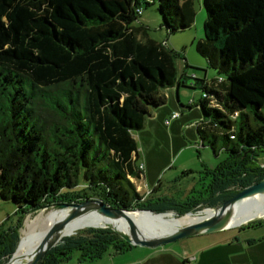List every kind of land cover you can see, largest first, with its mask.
Segmentation results:
<instances>
[{"label": "trees", "instance_id": "trees-1", "mask_svg": "<svg viewBox=\"0 0 264 264\" xmlns=\"http://www.w3.org/2000/svg\"><path fill=\"white\" fill-rule=\"evenodd\" d=\"M155 1L0 0V195L17 205L19 217L89 198L182 216L222 204L264 178L258 157L264 152V0H204V38L196 47L222 76L199 80L197 134L227 158L200 171L201 189L188 201L137 191L131 177L140 179L143 169L134 133L167 103L164 89L177 83L183 55L140 22L138 8ZM195 3L158 1L169 34L193 26ZM20 226L0 228V264L18 248ZM134 246L112 228L88 226L37 264H61L76 251L78 260H92Z\"/></svg>", "mask_w": 264, "mask_h": 264}, {"label": "crops", "instance_id": "crops-1", "mask_svg": "<svg viewBox=\"0 0 264 264\" xmlns=\"http://www.w3.org/2000/svg\"><path fill=\"white\" fill-rule=\"evenodd\" d=\"M201 9L203 11L202 7ZM185 62L186 68L206 66L197 59L191 63L188 60ZM186 68L178 63L177 83L164 89L167 103L153 111L144 129L138 131L137 137L134 133L139 144L136 162L137 165L143 164L144 168L140 179H131L135 182L137 191L149 199L158 197L154 194L163 181L168 185L180 186L178 192L195 190L200 171L217 165L215 158H208L206 151L204 153L207 157L199 159L183 156L185 149L191 151L188 147L192 146V142L199 144L200 141L197 123L203 117L198 105L202 94L193 89L200 87L199 80L213 81L210 80L212 75L208 69L202 76L201 73L191 72ZM175 112L180 113L176 118L172 116ZM182 176L192 177L194 180L182 184L179 181ZM146 188L147 192H143ZM173 195L171 196L175 197L177 194ZM177 198L180 199L178 196ZM254 226L245 228L241 234L219 236L223 231L203 233L164 247L138 245L121 253L110 251L92 260H78L77 256L61 264H264V226Z\"/></svg>", "mask_w": 264, "mask_h": 264}, {"label": "water", "instance_id": "water-1", "mask_svg": "<svg viewBox=\"0 0 264 264\" xmlns=\"http://www.w3.org/2000/svg\"><path fill=\"white\" fill-rule=\"evenodd\" d=\"M264 192V178H261L252 184L247 185L238 192L234 193L227 201L220 203L219 205L212 208H204L196 212H187V213H198L205 210H211L210 213H203L198 216L193 222L179 225L177 228H169L163 226L156 219L162 218V215L159 213L161 211H153L148 209H126L119 208L117 206L110 205L104 198H94L87 199L85 201L76 203H62L57 202L52 205H46L42 207H59L62 208V214L58 215L53 221L47 231L42 235L39 243L35 246L30 257H28L26 264H37L42 257L47 254V252L54 247L57 243L63 240L65 236H69L74 232H68L66 234L58 233V230L64 225V223L74 215L94 213L105 215V217H110L114 220L119 221V223H126L129 231L122 232L119 229L113 227H104L97 225H87L90 227H104L112 228L126 241L132 243L135 246L142 245L149 248L155 247H164L173 242H177L180 239L193 237L199 234H208L217 231H224L231 228H239L246 224H252L258 221H264V215H257L252 217H247L246 219L239 221L237 224H232L229 227L222 228L215 227L214 223L218 220L225 218L232 210L233 206L236 205L237 201L247 194H255ZM41 207V208H42ZM169 211V210H167ZM176 211V210H175ZM185 213V214H187ZM147 218V219H145ZM152 219V220H151ZM21 236V232H20ZM21 242V241H20ZM19 242V244H20ZM18 244V247H19ZM18 249V248H17ZM16 249V250H17ZM16 253V251H15ZM14 253V255H15ZM13 255V256H14ZM13 256L10 258L11 261Z\"/></svg>", "mask_w": 264, "mask_h": 264}, {"label": "rangeland", "instance_id": "rangeland-1", "mask_svg": "<svg viewBox=\"0 0 264 264\" xmlns=\"http://www.w3.org/2000/svg\"><path fill=\"white\" fill-rule=\"evenodd\" d=\"M158 1H155L154 3L150 4V5H143V12L144 15H140V22L149 26L150 27V35L154 38V40L158 41V42H168V47L175 49L177 51H180L183 53L182 56H180L177 60V66L178 63L181 64V66L183 68H186V60L189 61V63H191V61H194V59L200 60L201 62H204L206 64V66L203 67H187L186 69L188 71L191 72H196V73H201L202 76L205 75V71L208 69L211 72L210 76V80H213L215 78H219V76H222L216 69H213L209 66L208 63V58H206L205 56L201 55L198 51H197V45L198 42L204 38V15L206 14L205 12V8H204V0H195V7H196V11H197V17L195 18V22L193 24V26L185 31H178L176 33L173 34H169V30L167 29V27L165 25H163L164 21H163V15L162 13L159 11L158 9ZM201 7L203 8V11L201 9ZM184 57H186V59H184ZM190 81V80H189ZM193 90H197L202 94V88H195ZM137 133L135 131L136 137H137ZM199 144L192 142L191 143V151H188V149H185V153L183 156H193V157H197L199 159V157H207L205 153H208V158H215L216 164L218 165L219 162L225 160L227 158V153L226 152H221L219 155L215 154L214 151L208 147V145L202 146L201 142L202 140L199 138ZM170 153L173 154V152L170 151V149H168ZM206 151V152H205ZM205 152V153H204ZM260 162L264 165V152H261L260 155L258 156ZM216 165V166H217ZM215 166V167H216ZM198 179L199 176L197 177V190L201 189L200 186L198 185ZM194 178H189L187 176H182L180 178V182L182 184H186L188 183V181L193 182ZM85 180L82 177L81 182L83 183ZM192 185V184H191ZM192 187V186H191ZM194 188V187H193ZM180 189V186H172V185H168L167 183H165L164 181L161 183V185L159 186L158 189H156L155 194L154 195H158V197L163 196H170L173 197V194H177L175 196V198H177V196L180 199H187V201L191 198H193V196L196 195V193L191 194V191L193 190H189L187 192L185 191H181L178 192L177 190ZM195 189V188H194ZM143 192H147V188L143 190ZM173 195V196H171ZM189 198V199H188ZM94 199V198H93ZM178 199V198H177ZM54 206H50V207H42L36 211H30L27 212L25 214H23L21 217H19V214L16 213L17 211V205L11 201H5L4 199H2L1 195H0V228L2 229H7L9 227H11L12 225H15L17 223V221H20V228H22L23 224H24V220L26 219V217H32L34 218L37 214H40L43 210H50L51 208H53ZM208 212V210H205L203 212H200L198 214L201 213H205ZM175 212V211H174ZM45 214H49L47 211H45ZM175 215H178L177 212H175ZM19 219V220H18ZM168 219H173L172 218H168ZM259 225H263L264 226V222H262ZM257 225V227L259 226ZM87 226H83L81 228H84ZM255 227V226H253ZM19 228V231H20ZM66 227H62L58 230V233L62 234H66L68 232H77L78 230H80L81 228H76V227H71L68 226L66 229ZM247 229L250 227H246ZM242 230L244 229H238V228H231V229H227L224 230L223 232H221V234L219 233V236H225V235H230V234H241V232H243ZM246 230V229H245ZM79 251L74 252V257L79 256Z\"/></svg>", "mask_w": 264, "mask_h": 264}, {"label": "bare ground", "instance_id": "bare-ground-1", "mask_svg": "<svg viewBox=\"0 0 264 264\" xmlns=\"http://www.w3.org/2000/svg\"><path fill=\"white\" fill-rule=\"evenodd\" d=\"M45 211H47L49 214H45ZM62 212V208L53 207L50 210H43L34 218L26 217L22 228H20L21 242L9 264H26L28 257H30L33 249L35 248L37 243H39L44 232L50 228L55 218L58 215L62 214ZM210 212L211 210H208V212L206 211V213ZM198 213H187L182 216H178L175 215L174 211H169L166 213H160L162 215V218L156 219V221H158L163 226H167L169 228H177L179 225L195 221L196 219H198L199 215L203 214ZM257 215H264V192L255 194L249 193L245 196H242L237 201L236 205L233 206L231 212L222 220L216 221L214 223V226L220 227V229L226 228L231 226L232 224H237L239 221H242L247 217ZM172 217L173 219H168ZM89 224L104 227H113L121 230L122 232L129 231L126 223H119V221L114 220L110 217H105V215L94 213L74 215L73 217H70L62 227L67 228L68 226H71L81 228Z\"/></svg>", "mask_w": 264, "mask_h": 264}, {"label": "built area", "instance_id": "built-area-1", "mask_svg": "<svg viewBox=\"0 0 264 264\" xmlns=\"http://www.w3.org/2000/svg\"><path fill=\"white\" fill-rule=\"evenodd\" d=\"M138 12L142 14V13H143V9H142L141 7H139V8H138ZM236 114H237V112H236ZM179 115H180L179 112H175V113H173L172 116H173L174 118H176V117H178ZM197 125H198V123H197ZM140 167L143 169V168H144V165L141 164Z\"/></svg>", "mask_w": 264, "mask_h": 264}]
</instances>
